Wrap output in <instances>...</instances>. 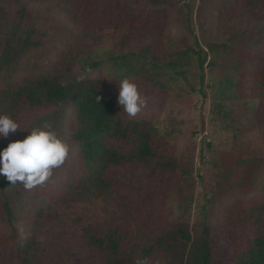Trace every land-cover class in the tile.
I'll return each mask as SVG.
<instances>
[{
	"label": "rangeland",
	"instance_id": "obj_1",
	"mask_svg": "<svg viewBox=\"0 0 264 264\" xmlns=\"http://www.w3.org/2000/svg\"><path fill=\"white\" fill-rule=\"evenodd\" d=\"M73 1L0 6V108L11 100L3 90L7 84L102 77L119 88L127 78L146 106L134 117L121 106L116 117L149 122L174 147L177 168L133 166L116 192L96 200L86 192L70 112L41 117L29 132L54 131L69 153L44 184L26 190L10 183L0 190V264H98L99 256L83 248L80 228L121 227L151 208L193 235L209 229L218 258L224 257L219 229L238 203L258 197L264 124L256 102L238 97L235 72L241 55L264 44V12L251 16L232 0H120L143 17L151 15L160 30L95 26L81 33ZM10 142L0 139V149ZM42 206L51 210L34 234V211ZM34 236L38 244L21 255L18 245Z\"/></svg>",
	"mask_w": 264,
	"mask_h": 264
},
{
	"label": "trees",
	"instance_id": "obj_2",
	"mask_svg": "<svg viewBox=\"0 0 264 264\" xmlns=\"http://www.w3.org/2000/svg\"><path fill=\"white\" fill-rule=\"evenodd\" d=\"M24 1L41 4L43 0H0V6H18ZM232 1L251 16L264 12V0ZM72 5L81 18L76 27L81 33L95 26L128 27L142 33L160 30L161 24L151 15L143 17L139 10L120 0H74ZM247 65L252 68L247 69ZM235 76L238 97L256 102L258 120L264 124V44L254 54L241 55ZM3 90L11 100L0 108V114L16 121L21 130L9 134V141L26 137L30 125L41 117L62 110L70 112L75 122L72 140L78 144L86 192L96 200L116 192L122 184L121 175L133 166L169 171L177 168L174 147L149 122L116 117L121 107L117 103L116 81L102 77L49 79L34 85L7 84ZM15 100L18 107L13 104ZM259 138L264 148V126ZM260 171L257 199L238 203L219 229V237L226 245L222 258H218L220 251L213 247L209 229L193 235L186 225L170 223L160 208L132 216L126 225L108 230L87 223L80 228L82 246L99 256L98 264H264V231L259 230L264 221V159ZM9 184L7 180L0 181V190ZM48 210L50 206L35 209L34 234L40 231ZM136 223L137 231L133 227ZM37 244L34 236L19 244L18 251L27 256ZM24 264H28V259H24Z\"/></svg>",
	"mask_w": 264,
	"mask_h": 264
},
{
	"label": "clouds",
	"instance_id": "obj_3",
	"mask_svg": "<svg viewBox=\"0 0 264 264\" xmlns=\"http://www.w3.org/2000/svg\"><path fill=\"white\" fill-rule=\"evenodd\" d=\"M117 103L128 116L134 117L146 106V99L140 95L137 85L125 78L119 82ZM18 130L16 121L0 114V139ZM28 133L23 140L10 142L0 149V176L11 185L20 183L24 189L31 190L44 184L53 170L65 163L69 146L54 131L35 127Z\"/></svg>",
	"mask_w": 264,
	"mask_h": 264
}]
</instances>
